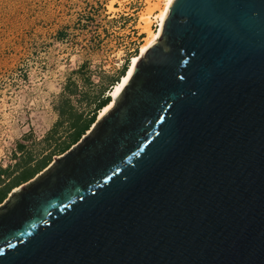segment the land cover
Segmentation results:
<instances>
[{
  "label": "water",
  "instance_id": "obj_1",
  "mask_svg": "<svg viewBox=\"0 0 264 264\" xmlns=\"http://www.w3.org/2000/svg\"><path fill=\"white\" fill-rule=\"evenodd\" d=\"M53 157L0 202V264H264V0H172Z\"/></svg>",
  "mask_w": 264,
  "mask_h": 264
},
{
  "label": "rangeland",
  "instance_id": "obj_2",
  "mask_svg": "<svg viewBox=\"0 0 264 264\" xmlns=\"http://www.w3.org/2000/svg\"><path fill=\"white\" fill-rule=\"evenodd\" d=\"M156 2L163 4L0 0V167L17 160V143L36 158L51 149L54 137L65 136L60 124L49 137L60 99L88 112L99 89L138 52L146 35L141 15ZM157 12L149 13L151 30L157 29Z\"/></svg>",
  "mask_w": 264,
  "mask_h": 264
},
{
  "label": "trees",
  "instance_id": "obj_3",
  "mask_svg": "<svg viewBox=\"0 0 264 264\" xmlns=\"http://www.w3.org/2000/svg\"><path fill=\"white\" fill-rule=\"evenodd\" d=\"M127 65L124 62L116 71L115 76L110 77L106 86H102L96 96L93 98V106L88 112L83 113L72 107L67 98L59 100L56 107L57 119L50 128L49 137H53L57 125L63 124L65 128V136L61 140L54 137V143L48 152L41 154L39 157L33 158L29 153L23 152L24 145L17 143V150L20 152L17 160L13 164L0 167V202L5 198L10 189L16 188L18 184L28 180L35 173L44 168L50 161V156L54 153L59 154L67 149L71 144L78 140V138L89 128L94 122L98 110L105 106L111 97L108 93L103 94L108 86L114 85L119 78L124 75ZM72 91V90H70Z\"/></svg>",
  "mask_w": 264,
  "mask_h": 264
},
{
  "label": "bare ground",
  "instance_id": "obj_4",
  "mask_svg": "<svg viewBox=\"0 0 264 264\" xmlns=\"http://www.w3.org/2000/svg\"><path fill=\"white\" fill-rule=\"evenodd\" d=\"M162 1V6L158 5V3H154V5L150 8H147V11L144 12L141 15L140 20H142L143 24V31L146 34L145 37H143V41L139 46L138 52L133 55L130 59L129 65L124 73V75L121 76V78L112 86V88L108 91V94L110 95L111 99L109 100V102L103 106L98 114H97V118L100 117L101 115H103L108 108L113 104V100L115 99V97L117 96V94L119 93V91L121 90L125 80L127 79L135 61L139 58V56H141V54H143L144 50L146 49V47L153 41H156L159 37V30L162 24V21L164 19V16L167 12L168 6L170 5L172 0H161ZM159 2V1H158ZM151 9H156L158 12L156 13V15H154V18L157 22V29L155 30H151L149 28V20H150V11Z\"/></svg>",
  "mask_w": 264,
  "mask_h": 264
}]
</instances>
